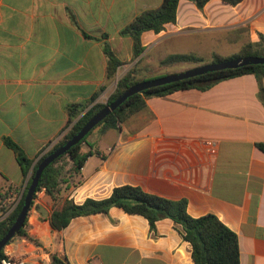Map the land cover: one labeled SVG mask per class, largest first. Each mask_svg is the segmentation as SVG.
<instances>
[{
	"label": "crops",
	"instance_id": "1",
	"mask_svg": "<svg viewBox=\"0 0 264 264\" xmlns=\"http://www.w3.org/2000/svg\"><path fill=\"white\" fill-rule=\"evenodd\" d=\"M161 3L0 0L2 203H17L27 183L4 136L17 142L34 164L40 150L63 134L67 104L88 101L100 87L97 99L104 102L140 56L148 65L159 62L165 55L152 60L148 54L167 41L177 45L172 53L206 58L237 53L260 35L264 45V0L236 5L209 0L202 9L179 0L175 21L158 33L142 32L144 49L132 59L131 38L120 35L121 28ZM103 34L123 62L107 84ZM190 36H205V43L183 47V38ZM204 140L215 143L214 153L207 151ZM260 141L264 105L253 74L221 80L205 91L149 97L146 108L119 129L93 131L88 142L97 152L76 175L64 177L68 182L54 196L36 193L26 216L28 237L14 236L4 252L30 255L36 246L68 264H194L190 244L169 218L158 220L150 230L143 216L114 206L107 213L74 217L60 230L51 228L49 216L65 198L80 204L131 184L167 198H185L191 216L215 214L237 234L240 264H264V153L255 146ZM59 163L65 164L64 170L70 167L67 157Z\"/></svg>",
	"mask_w": 264,
	"mask_h": 264
},
{
	"label": "trees",
	"instance_id": "2",
	"mask_svg": "<svg viewBox=\"0 0 264 264\" xmlns=\"http://www.w3.org/2000/svg\"><path fill=\"white\" fill-rule=\"evenodd\" d=\"M179 0H162L159 7L145 10L137 14L129 23L120 30V35L128 36L132 41V59L141 55L144 47L141 43V34L151 30L155 33L164 29L165 24L174 22L176 8ZM197 8L202 9L209 0H189ZM230 5H236L241 0H222ZM243 30V29H239ZM86 37H92L83 32ZM103 39L102 50L105 56V83L111 82L116 75L117 68L123 63L108 42L107 34L101 35ZM239 56H264L263 37L257 42H246L237 53L229 56H221L212 53L209 58L195 53H171L159 60L160 65L173 63L192 62L197 65L209 62H218L236 58ZM149 68L143 62L142 56L131 66V68L117 80L114 90L108 98L102 102L97 99L103 87L84 103H70L65 107L67 113V124L63 134L47 149L44 146L37 161L33 164L32 158L28 157L24 149L8 136L3 137L4 144L10 148L17 160L21 172L27 177L25 189L17 203L12 207L13 202L5 203L0 207V212H5L0 217V239L15 220L23 203L26 188L29 185L38 163L52 150L62 145L71 138L97 111L108 103L112 102L127 87L139 81L152 79L147 77L144 71ZM253 74L259 86V98L264 105V64L244 65L231 69H222L208 72L202 75L180 79L156 87H151L135 93L124 100L114 111L95 125L88 134L77 144L72 146L65 154L46 166L36 186V193L44 191L50 196L61 188V184L68 182L64 177H72L79 172L85 160L97 150L88 142L89 135L93 130L106 132L109 129H119L120 125L130 117L146 108V99L153 96H166L175 91L197 89L205 91L215 83L241 76ZM255 146L264 153V141L256 142ZM63 157L70 160V167L64 170ZM33 197V199H34ZM4 198V197H3ZM2 198V199H3ZM2 201H0V204ZM32 204V202H31ZM121 208L128 214L143 216L154 230L155 223L162 218L171 219L179 226L183 240L191 247V259L194 264H240L239 243L237 234L227 227L215 214L206 213L200 216H191L187 212V200L185 198L171 199L155 193L148 192L138 185L123 184L113 187L110 195L101 199L86 198L82 203H74L72 199L65 198L60 208L55 209L49 216V223L53 230H60L66 227L70 220L77 216L89 215L92 213H107L111 207ZM26 221L16 235L28 237L26 232ZM15 235V236H16ZM11 240V239H10ZM7 242V244L10 242ZM6 244V245H7ZM4 256V248L0 250V259ZM50 264H68L65 258L51 255Z\"/></svg>",
	"mask_w": 264,
	"mask_h": 264
},
{
	"label": "water",
	"instance_id": "3",
	"mask_svg": "<svg viewBox=\"0 0 264 264\" xmlns=\"http://www.w3.org/2000/svg\"><path fill=\"white\" fill-rule=\"evenodd\" d=\"M252 64H264V56H239L236 58L218 61V62L203 63L181 72L170 73L160 77L139 81L127 87L112 102L105 105L103 108L97 111L92 117H90L87 120V122L71 138H69L62 145L58 146L57 148L49 152L38 163V165L35 168L34 174L31 178V181L26 188V192L23 197V203L19 212L15 220L11 224V226L8 228V230L0 239V250L4 248L7 242L10 239H12L22 228L24 224V220L26 219L28 210L30 208L31 202L33 201L38 179L43 169L46 166H48L50 163L55 161L58 157L65 154L72 146H74L79 141H81L95 125H97L112 111H114L129 96L138 93L140 91H143L145 89L156 87L180 79L194 77L217 70L231 69L239 66L252 65Z\"/></svg>",
	"mask_w": 264,
	"mask_h": 264
},
{
	"label": "rangeland",
	"instance_id": "4",
	"mask_svg": "<svg viewBox=\"0 0 264 264\" xmlns=\"http://www.w3.org/2000/svg\"><path fill=\"white\" fill-rule=\"evenodd\" d=\"M199 40L203 41L202 43H205V36H190V38L185 37V38H183L182 46L183 47L190 46V47H196L197 48L198 47L197 44H198ZM166 43H167V45H165L162 49H159L158 51L152 50L148 54L149 59L153 60V58H155L157 56H161V55L166 56V54L168 55V54H171L172 51L173 52L175 51V48L177 47L176 44H173V43L168 42V41ZM194 66H196V64L192 63V62L173 63V64H168V65H160L158 62L157 63L153 62L152 64L149 65V68L144 71V74L148 75L147 77L155 76V78H156V77H160L163 75L170 74L169 73L170 71L173 73L181 72V71H184L186 69L192 68ZM90 135H89V137H90ZM11 202H13V199L10 201V203Z\"/></svg>",
	"mask_w": 264,
	"mask_h": 264
},
{
	"label": "built area",
	"instance_id": "5",
	"mask_svg": "<svg viewBox=\"0 0 264 264\" xmlns=\"http://www.w3.org/2000/svg\"><path fill=\"white\" fill-rule=\"evenodd\" d=\"M203 144L209 153H214L216 146L213 141L204 140ZM16 203L13 202L12 207H14ZM4 205V203L0 204V207ZM6 213L0 212V217H3ZM0 264H50L49 256L44 249L40 247H36L33 250V253L30 255L23 256H13L8 252H4V256L0 259Z\"/></svg>",
	"mask_w": 264,
	"mask_h": 264
}]
</instances>
